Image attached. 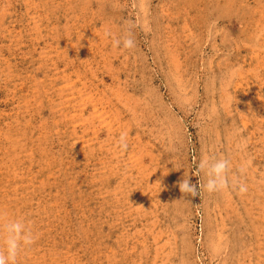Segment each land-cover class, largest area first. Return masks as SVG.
Wrapping results in <instances>:
<instances>
[{"label": "rangeland", "instance_id": "obj_1", "mask_svg": "<svg viewBox=\"0 0 264 264\" xmlns=\"http://www.w3.org/2000/svg\"><path fill=\"white\" fill-rule=\"evenodd\" d=\"M220 157L246 193L179 191ZM15 219L16 264H264V0H0Z\"/></svg>", "mask_w": 264, "mask_h": 264}, {"label": "clouds", "instance_id": "obj_2", "mask_svg": "<svg viewBox=\"0 0 264 264\" xmlns=\"http://www.w3.org/2000/svg\"><path fill=\"white\" fill-rule=\"evenodd\" d=\"M135 25L131 22L126 26L124 34L119 39H113V46H119L122 49H133L135 47L134 40L131 35V29ZM109 32L105 30V36ZM127 133L121 132L116 144L121 151L127 149ZM229 161L223 157L220 158H204L197 164V175L203 172L206 181L203 185L193 184L189 177H183L178 182V189L181 193L188 195H196L197 188L203 187L208 192H215L231 186L238 194H244L248 191V186L236 176L229 177L227 175ZM242 171V169H241ZM34 235L23 219L11 220L7 223L0 224V264H16L18 252L21 246H28L33 243Z\"/></svg>", "mask_w": 264, "mask_h": 264}]
</instances>
